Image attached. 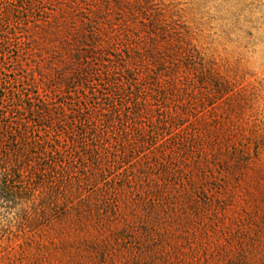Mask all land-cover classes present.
Returning <instances> with one entry per match:
<instances>
[{
    "label": "rangeland",
    "instance_id": "374dc122",
    "mask_svg": "<svg viewBox=\"0 0 264 264\" xmlns=\"http://www.w3.org/2000/svg\"><path fill=\"white\" fill-rule=\"evenodd\" d=\"M6 149L0 264H264V0H0Z\"/></svg>",
    "mask_w": 264,
    "mask_h": 264
},
{
    "label": "trees",
    "instance_id": "16d2710c",
    "mask_svg": "<svg viewBox=\"0 0 264 264\" xmlns=\"http://www.w3.org/2000/svg\"><path fill=\"white\" fill-rule=\"evenodd\" d=\"M9 151L10 149L9 150L6 149V151H3V153H0V168H4L5 171L8 170V171L14 172L15 170V172L19 173V171H16L17 166L12 167L11 170L7 168ZM24 185L25 184L23 182H20L18 185L10 184V183H0V193L5 196H9V195L23 196L25 194V191L28 190V188L25 187ZM49 220H50L49 218L46 219V221H49Z\"/></svg>",
    "mask_w": 264,
    "mask_h": 264
}]
</instances>
